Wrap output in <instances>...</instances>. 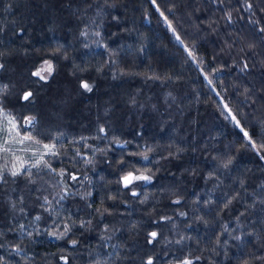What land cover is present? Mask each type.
I'll return each instance as SVG.
<instances>
[{"label":"trees","instance_id":"1","mask_svg":"<svg viewBox=\"0 0 264 264\" xmlns=\"http://www.w3.org/2000/svg\"><path fill=\"white\" fill-rule=\"evenodd\" d=\"M0 111V264H264V0H0Z\"/></svg>","mask_w":264,"mask_h":264},{"label":"rangeland","instance_id":"2","mask_svg":"<svg viewBox=\"0 0 264 264\" xmlns=\"http://www.w3.org/2000/svg\"><path fill=\"white\" fill-rule=\"evenodd\" d=\"M45 68L46 66H43L42 70ZM42 74L46 75V71H42ZM223 111L229 117L230 112L224 108ZM52 150V147L49 151L44 146L33 143L26 134L21 135L14 121L0 111V182L4 181L2 178L4 170L12 173L25 170L44 156L52 154Z\"/></svg>","mask_w":264,"mask_h":264},{"label":"snow or ice","instance_id":"3","mask_svg":"<svg viewBox=\"0 0 264 264\" xmlns=\"http://www.w3.org/2000/svg\"><path fill=\"white\" fill-rule=\"evenodd\" d=\"M42 71H47V72L50 74L51 71H52V67H51V65L49 64V65L47 66V68L43 69ZM35 75L40 76L41 79H45V77L41 74V72H37V73H35ZM83 86H84L86 89H88L89 91H91V88H90L89 85L84 84ZM30 96H31V93H26L25 96H24V99L27 100V99H29ZM44 147H45L46 149H48L49 151H51V147H50L49 145H44ZM41 159H42V158H41ZM37 163H40V161H37ZM16 174H17V173H16L15 171H13L12 175H16ZM141 178H143V179H149V177H135V179H141ZM132 179H133V177L131 176V174H129L128 176L124 177V180H125V183H126V184H127V183H130ZM155 235H156L155 233H152V236H153V237H155ZM73 243H75V242H73ZM148 264H152V261L149 260V261H148ZM185 264H190V262H185Z\"/></svg>","mask_w":264,"mask_h":264}]
</instances>
